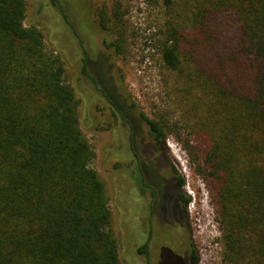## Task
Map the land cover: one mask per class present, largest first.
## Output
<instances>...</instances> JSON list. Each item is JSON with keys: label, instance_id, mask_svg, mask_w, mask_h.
<instances>
[{"label": "trees", "instance_id": "obj_1", "mask_svg": "<svg viewBox=\"0 0 264 264\" xmlns=\"http://www.w3.org/2000/svg\"><path fill=\"white\" fill-rule=\"evenodd\" d=\"M118 5L95 13L113 38L105 49L121 58L128 29ZM146 5L165 12L157 50L182 79L186 128L204 142L187 150L211 192L223 263L264 264V0ZM27 13V0H0V264H122L81 100L63 59L46 50L38 27L26 25ZM98 61L104 71L92 80L114 113L133 134L145 122L163 150L173 133L166 115L135 117L109 57ZM183 196L187 208L191 198Z\"/></svg>", "mask_w": 264, "mask_h": 264}, {"label": "rangeland", "instance_id": "obj_2", "mask_svg": "<svg viewBox=\"0 0 264 264\" xmlns=\"http://www.w3.org/2000/svg\"><path fill=\"white\" fill-rule=\"evenodd\" d=\"M58 1L55 4L53 0H27L26 25L38 27L44 34L46 50L63 59L67 83L81 100V125L96 154L92 167L107 187L122 264H157L160 257L175 258V262L164 260L163 264H182L179 258L189 248V240L198 256L197 264H224L222 233L211 192L197 174L187 150L188 144L203 148L204 142L186 128L182 79L165 65L157 50V25L164 19V10L147 6L146 0ZM118 4L128 29L125 55L121 58L105 49L104 42H111L113 38L98 26L95 13L97 8L104 7L111 13ZM86 56L90 62L88 73L84 71ZM100 56L109 57L117 90L129 106L136 105L137 109L132 111L135 117L141 113L152 118L166 115L173 133L165 141L163 150L154 153V141L145 122H136L138 131L133 134L121 116L114 113L101 86L92 80L96 74L101 77L100 72L104 71L102 62L98 61ZM160 157L165 159L163 176L167 179L181 176L185 180L181 191L191 198L186 208L189 239L175 222L172 228L153 224L147 218L149 203L136 191V168L143 165V160L147 169V164H155ZM150 169L153 168L150 166ZM156 175L148 172L147 178L161 185ZM166 213V209L161 211L163 219ZM149 221L154 226L153 243L159 248L148 252L150 259L139 252L147 242Z\"/></svg>", "mask_w": 264, "mask_h": 264}, {"label": "flooded vegetation", "instance_id": "obj_3", "mask_svg": "<svg viewBox=\"0 0 264 264\" xmlns=\"http://www.w3.org/2000/svg\"><path fill=\"white\" fill-rule=\"evenodd\" d=\"M155 147V152L158 151V147L153 143ZM157 150V151H156ZM163 161H165L164 157H160L155 164H147L143 162V165L139 164L136 168V177L134 179L136 185V191L138 195L147 200L150 206L149 216L147 217L149 220H152L155 225L170 227L172 228V223L175 222L177 226L183 229L184 234L189 239V216L186 209L185 197L181 191L180 186V178L174 177V179H167L162 175V168L164 167ZM138 165V164H137ZM150 166L153 169H150ZM145 169V170H144ZM151 173V175H156L161 180V185H156L153 182H150L147 178V173ZM166 206V207H165ZM167 210L166 216L163 219L160 215L161 211ZM174 219V220H173ZM154 226L151 225V221H149V229L147 233V242L144 246H142L139 250L140 254L144 255L150 259V254L148 252H152L153 249L159 251V248L154 245ZM177 248V246H175ZM178 249V248H177ZM161 253H164V249L160 248ZM182 257L179 258L182 264H195L196 251L194 247L191 245L189 240V248L184 250L181 253ZM173 260L175 262V258H161L157 260V264H163L164 260L169 261Z\"/></svg>", "mask_w": 264, "mask_h": 264}]
</instances>
